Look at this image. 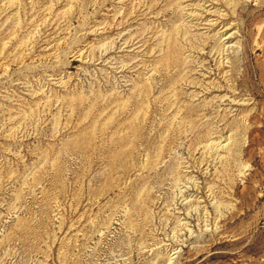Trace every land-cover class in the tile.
<instances>
[{
    "label": "rangeland",
    "instance_id": "rangeland-1",
    "mask_svg": "<svg viewBox=\"0 0 264 264\" xmlns=\"http://www.w3.org/2000/svg\"><path fill=\"white\" fill-rule=\"evenodd\" d=\"M0 264H264V0H0Z\"/></svg>",
    "mask_w": 264,
    "mask_h": 264
}]
</instances>
